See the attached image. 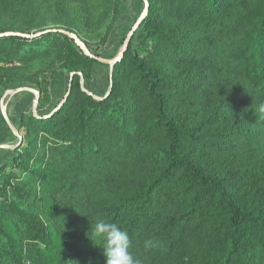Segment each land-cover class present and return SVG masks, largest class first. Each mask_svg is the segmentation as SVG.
<instances>
[{"label":"trees","instance_id":"obj_1","mask_svg":"<svg viewBox=\"0 0 264 264\" xmlns=\"http://www.w3.org/2000/svg\"><path fill=\"white\" fill-rule=\"evenodd\" d=\"M122 1L0 0V67L55 57L69 93L0 167V264H105L99 220L142 264H264V0H147L98 96Z\"/></svg>","mask_w":264,"mask_h":264},{"label":"rangeland","instance_id":"obj_2","mask_svg":"<svg viewBox=\"0 0 264 264\" xmlns=\"http://www.w3.org/2000/svg\"><path fill=\"white\" fill-rule=\"evenodd\" d=\"M143 10L141 0L122 1L121 11L111 34L104 42L103 38L94 41V43L96 42L95 47H100L97 52L102 58L111 60L119 56L127 35ZM49 17L44 22V25L47 23L46 28L63 26L60 19ZM94 38L97 37L84 36V39L87 40ZM53 58L48 61L42 60L28 67L19 65L0 67V81L7 83L5 87V94L8 93L5 100L6 111L13 127L12 130L6 123L0 107V145L10 147L9 149L0 148V167L13 160L26 145V142L23 141L26 129L21 128V118L24 114L45 117L61 103L68 93V77L59 72V60ZM110 73L109 65L98 64L87 88L98 96L105 94ZM26 88L43 90V94L39 95V102L36 105L37 95L34 92L23 90L16 93L17 90ZM35 157L36 154L32 156L31 160L33 161Z\"/></svg>","mask_w":264,"mask_h":264},{"label":"clouds","instance_id":"obj_3","mask_svg":"<svg viewBox=\"0 0 264 264\" xmlns=\"http://www.w3.org/2000/svg\"><path fill=\"white\" fill-rule=\"evenodd\" d=\"M258 112L264 114V103L259 105ZM90 232L102 242L100 247L103 249L105 264H142L130 251L132 241L129 233L116 223L99 220L94 227L91 225ZM144 247L155 248L156 243L145 240Z\"/></svg>","mask_w":264,"mask_h":264},{"label":"water","instance_id":"obj_4","mask_svg":"<svg viewBox=\"0 0 264 264\" xmlns=\"http://www.w3.org/2000/svg\"><path fill=\"white\" fill-rule=\"evenodd\" d=\"M144 3H145V10L143 12V14L141 15V17L138 19V21L136 22V24L133 26V28L131 29V31L129 32V34L127 35V38L126 40L124 41V44H123V48L119 54V56H117L116 58L114 59H104V58H97L99 62L101 63H104V64H107L109 65L110 67V72H111V77L113 75V70H114V67L115 65L122 59L125 51L127 50L128 46H129V43L134 35V33L136 32V30L138 29V27L140 26L143 18L145 17V15L148 13V10H149V5H148V1L147 0H143ZM62 33H64L65 35H67L68 37H70L71 39L75 40V42L77 43V45L84 51V53L88 56H91V57H94L92 56V54L90 53V51L87 49V47L85 46V44L80 40V38L78 36H76L75 34H72L70 32H66V31H61ZM47 33H51V31L47 32ZM81 85L83 87V90L86 91L87 93H89L87 90H85L84 88V79L83 77H81ZM29 91V92H34L36 95H37V98H36V101H35V105L39 102V92L34 90V89H20V90H17V92H20V91ZM8 93H6L2 99H1V102H0V107H1V111H2V115L5 119V121L7 122V124L9 125V127L13 130V127H12V124L8 118V114H7V111H6V105H5V100H6V97H7ZM69 95V93H68ZM0 148L1 149H7V148H10L9 146H6V145H0Z\"/></svg>","mask_w":264,"mask_h":264}]
</instances>
